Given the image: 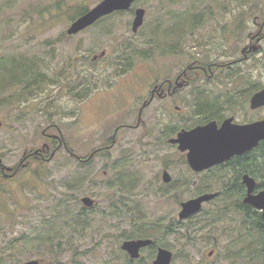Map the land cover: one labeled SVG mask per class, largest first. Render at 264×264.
Returning <instances> with one entry per match:
<instances>
[{
  "label": "rangeland",
  "instance_id": "374dc122",
  "mask_svg": "<svg viewBox=\"0 0 264 264\" xmlns=\"http://www.w3.org/2000/svg\"><path fill=\"white\" fill-rule=\"evenodd\" d=\"M100 1L0 0V57L8 64L36 58L43 80L31 95L21 96L20 85L11 83V78V85H2L0 91V159L13 169L26 164L14 177L0 179V264H23L32 259L51 264L52 255L43 258L34 253L48 250L47 244L34 241L35 234L43 223L59 229L63 219L82 210L92 217V225L76 233L69 228L66 235L63 230L66 250L59 257L60 264H119L112 256L130 228L126 204L134 207L136 216L141 210L148 220L161 217L164 224L177 225L168 234L158 235L165 246L157 247L174 254L172 264H246L225 255L226 247L241 231L238 213L229 211V217L205 227L204 216L220 201L204 204L189 224H184L189 219L179 220L181 201L205 193L201 185L206 177L222 174L225 168L226 176L231 177L229 168L218 165L196 173L186 154L168 138L181 126L196 125L194 108L203 100L217 101L220 108L242 88H263L264 30L257 32L264 20V0H138L132 9L69 35L75 6L85 3L90 9ZM162 5L177 11L213 8L215 15L207 16L180 43L153 45L146 42L147 34L158 23ZM140 6L146 8L145 23L135 33L132 22ZM253 35L260 37V41L254 40L260 50L234 63ZM133 47L145 56H135ZM170 50L173 52L168 53ZM195 58L213 61L219 70L215 68L213 77L194 79L171 102L156 98L139 119L151 78L172 75L178 63L187 66ZM245 99L246 94L241 95V107L235 112L226 110L224 115L234 112L240 123L263 118L264 107L252 110ZM50 124L52 128L46 131L58 135L59 127L71 151L82 160L64 147L49 161L25 158L51 144L44 134ZM164 169L172 176L170 183L162 179ZM184 179L191 184H184ZM174 181H178L176 187L171 186ZM212 186L206 192L220 190L219 184ZM86 195L96 199L94 206L82 203ZM112 203L122 212L113 214ZM187 226L191 227L189 233ZM157 247L148 258L151 262ZM149 252L146 249L143 256Z\"/></svg>",
  "mask_w": 264,
  "mask_h": 264
},
{
  "label": "trees",
  "instance_id": "16d2710c",
  "mask_svg": "<svg viewBox=\"0 0 264 264\" xmlns=\"http://www.w3.org/2000/svg\"><path fill=\"white\" fill-rule=\"evenodd\" d=\"M75 8L76 12L72 16L73 20L89 10V6L85 3L77 4ZM123 12L124 11H117L103 17L102 19ZM213 15H215V10L213 8L205 11L191 10L190 8L177 11L168 8L166 5H162L160 14L157 17L158 23L151 29V34L149 36L147 34L146 42L153 45L170 44L172 42L180 43L182 37L186 36L191 30H194L196 26L203 24L202 22L207 16L212 17ZM133 48L135 56H145L142 51L135 49L136 47ZM169 48L170 47H168V49ZM171 52H173V50L168 51V53ZM131 56L136 58L134 55ZM36 65H38L36 58H34V61L31 59L29 61L28 59L24 62L13 60L8 64L3 56L0 57V91L11 85L8 82V79L11 78V83H14L16 86L20 85L21 96L25 93H29L28 95L33 94L34 90L39 89L43 85V80L39 76L40 72L36 69ZM131 68L132 66H129L128 69L130 70ZM9 70L11 71L9 72ZM124 73H126V70H124L123 74ZM2 85H4V88H2ZM258 88L259 87L257 86H253L250 88V91ZM240 93L243 94V92L240 91L237 93L238 97ZM235 99L231 98V100H229L230 103H233ZM227 101L226 103H229ZM222 108L225 107L221 106L218 108L217 101L213 102L208 99L203 100L194 108V114L197 116L195 119L197 122L194 124L204 123L212 118L218 117L217 115L221 114L220 109ZM222 116H225L223 112ZM2 164L4 163L2 162ZM222 166H227L229 168L231 177L229 175L226 176L227 169L225 168L222 174L215 173L211 177H206L201 185V192L213 190L212 185L215 184H219L220 186V190L218 191L219 195L215 198L220 201V205L217 206L214 211L212 210L206 213V216H204L205 227L206 225H211L212 222L215 223L225 217H229V211L238 213L241 220V231L237 232L236 236H234L231 241V246L228 245L226 247L225 255L228 257L233 256L237 258L236 260L238 261L242 259L246 264H264V218L260 210L243 203L246 188L241 183L242 175L248 173L257 180L258 189H264V141L255 149L248 151L242 156L232 158ZM214 177L217 179H212ZM228 177L229 179L226 180ZM189 182V180L184 179V184L190 185L191 183ZM177 184L178 181H174L171 186L176 187ZM126 206L128 207L127 211L129 212L130 217V228L122 234V238H153L155 243L149 247L151 257H153L157 245L165 246L164 243L158 240V235L161 233L168 234L170 229H173L177 225L173 223L164 224L161 217L154 221L148 220V217L145 218V214H143L141 210H139V216H136L137 214L134 207H130L129 204H126ZM110 208L113 214L122 212L120 207L115 203H112ZM195 216L189 218V221H185L184 224H189ZM63 220V225L60 226L59 229L49 226V223H43L42 228H40L35 234L36 239H34V241H37L40 244H47L48 250H38L34 253H37V256L43 258L52 255L53 260L51 261V264L61 263L59 257L65 253L64 251L66 250V247L64 246V239L66 238L65 235L69 233V228L72 230V233H76L85 230L92 225V217L87 215L83 210L78 211L71 216H68L66 220ZM190 229L191 227L187 226L186 231L189 233ZM63 230H65V235ZM243 236L246 238L245 241ZM106 237H108V235ZM27 238H30V236ZM57 239H59V242H56ZM69 241L71 242L72 239ZM237 242H240L241 245H238ZM112 258L117 259L119 264H152L150 259H148V256L146 258L142 256L138 259H132L129 257L127 253L121 250L120 242L118 249L114 250ZM111 260L113 259H110L109 261ZM41 263L44 264L43 262ZM112 263L113 262H109V264Z\"/></svg>",
  "mask_w": 264,
  "mask_h": 264
},
{
  "label": "water",
  "instance_id": "95a60500",
  "mask_svg": "<svg viewBox=\"0 0 264 264\" xmlns=\"http://www.w3.org/2000/svg\"><path fill=\"white\" fill-rule=\"evenodd\" d=\"M138 0H102L90 8L84 14L76 18L67 33L75 35L95 24L101 18L117 11L130 10ZM146 8L137 7L132 22V29L135 33L145 23ZM105 52L101 54L104 56ZM98 56H95L96 60ZM264 106V88L254 93L251 98V108L258 109ZM261 141H264V119L248 124L234 122V117L226 118L219 126L217 121H210L204 125H198L191 129H182L177 137L170 138L171 143H178L181 151H188L187 158L190 167L196 172H202L215 165L225 163L235 156L242 155L256 148ZM1 162V159H0ZM10 170L11 168L8 167ZM165 183L172 181L168 170L162 173ZM242 183L246 187V194L243 203L253 206L262 212L264 218V189H258L257 180L246 173L242 177ZM219 192H206L181 203L179 220H185L200 212L203 205L215 199ZM85 207H92L96 200L86 195L81 198ZM155 240L150 237L126 239L122 242L121 248L126 251L132 259L141 256V249L152 246ZM212 252H210V255ZM173 252L159 246L153 264H172ZM23 264H41L40 259H32Z\"/></svg>",
  "mask_w": 264,
  "mask_h": 264
},
{
  "label": "flooded vegetation",
  "instance_id": "af4514ba",
  "mask_svg": "<svg viewBox=\"0 0 264 264\" xmlns=\"http://www.w3.org/2000/svg\"><path fill=\"white\" fill-rule=\"evenodd\" d=\"M257 20V19H256ZM254 21L255 25L257 24V21ZM264 30V20H263V23L259 25V29H258V34H261L262 31ZM255 38L257 41H260V37H256V35H253L251 36V39H250V42L249 44H246L243 49H242V53H243V56L234 60L233 62L234 63H240L242 62L243 60L245 59H249L252 55L255 54V52L259 51L260 50V47L259 46H256L255 45ZM213 61H207V60H204V59H200V58H195L193 60V62L189 63L187 66H181L179 63L177 64V71L174 73L176 74L174 76V74L172 75H166V76H163V75H159V77H155V78H151V81L149 83V87H148V90L146 93H144V97H146L145 101L143 102L142 104V107L139 109L140 110V115H139V119H141V114H142V111L143 109L148 106L149 104H151L156 98L158 99H168L170 100V102L172 101L173 97L178 95L180 93V90L190 84L191 81H193L194 79L196 80V78L200 77L201 75H204V76H211L213 77L215 75V68L216 70H219V67H218V64L216 63H212ZM182 67V68H180ZM161 80V81H160ZM242 88V87H241ZM264 88V86H263ZM263 88H258L254 91V93H256L257 91L263 89ZM243 92V94L240 93L239 97L242 95L244 96L246 94V104L249 103V106L251 108V98L252 96L254 95V93H251V95L249 96L250 94V89L249 90H244L243 88L240 90ZM236 99L233 103H227L225 108H222V112L224 113L226 110L228 111H234L235 112V109L238 108V107H241V105L243 103H240L239 102V97L238 95L236 94ZM167 101V100H166ZM264 107V106H262ZM261 108V107H260ZM176 109H180V106L179 105H176ZM252 109V108H251ZM259 109V108H258ZM253 110V109H252ZM234 112H232V114L228 115V116H222V113L217 115L218 117H215V118H212L211 120H208L207 122H204V123H198L194 126H191V127H185V126H181L179 128V130H177L175 136H172V137H177L178 133L182 130V129H191L195 126H198V125H204V124H207L208 122L214 120V121H217L218 125L221 126L223 121L228 118V117H234V122L235 123H238V124H248V123H251V122H254V121H258V120H262L264 119L261 118V119H257V120H253L251 122H245V123H240V122H237L238 120L236 119L235 115H234ZM52 124H50L48 127H46V129L44 130V134L50 138V140L52 141L51 144H47L45 146V148H40V149H37L35 153H31L30 155L26 156L25 158H32V157H35V158H41L43 161H49L51 160L55 154L62 148L64 147L65 151L66 152H70L71 155L75 156L78 160H82L80 158V156L76 155L75 153H73L72 151H70L71 149H69V145L67 144V141H66V136H64V133L62 130L58 128V135H56L57 133H54V132H47L46 130L48 128H52ZM170 137V138H172ZM170 138H168V142H170ZM263 142V141H261ZM260 142V143H261ZM58 143V144H57ZM171 143V142H170ZM172 144H175V143H172ZM54 145H56L54 147ZM175 145H177V148L179 149V144L176 143ZM54 149H52L53 147ZM259 146V145H258ZM257 146V147H258ZM51 148V149H50ZM103 149V148H102ZM101 149V150H102ZM255 149V148H254ZM52 150L51 154L49 157H47V155L49 154V152ZM180 150V149H179ZM100 151L99 150H95L94 152L95 153H92V154H96ZM181 151V150H180ZM183 153L186 154V158H187V152L188 151H182ZM247 153V152H246ZM245 154V153H244ZM242 154V155H244ZM242 155H238V156H242ZM93 156V155H91ZM91 156L89 158H91ZM236 157V156H235ZM88 158V159H89ZM234 158V157H233ZM88 159H86L85 161H87ZM231 160V159H230ZM229 160V161H230ZM187 161H188V158H187ZM228 162V161H227ZM225 162V163H227ZM225 163H221V164H218L219 166H222L224 165ZM22 164V165H21ZM17 168L13 169L12 167H10L11 169L9 170L8 169V166H6L5 164H2V160L0 162V179L2 178H8V177H14L21 166H26L25 163H21ZM189 164V163H188ZM218 165H215V166H218ZM190 166V165H189ZM214 166V167H215ZM210 169V168H209ZM164 170H167V169H164ZM163 170V171H164ZM196 172V171H194ZM197 173V172H196ZM246 174V173H245ZM244 175V174H243ZM242 175V177H243ZM241 183H242V178H241ZM243 184V183H242ZM244 185V184H243ZM245 186V185H244ZM200 195V194H199ZM198 196V195H197ZM196 197V196H195ZM194 198V197H193ZM185 201V200H183ZM181 201V203L183 202ZM180 203V204H181ZM208 203V202H207ZM206 204V203H205ZM135 239V238H133ZM146 249H149V247L147 248H142L140 253H141V256H143V251H145ZM127 253V252H126ZM128 254V253H127ZM130 257V255H129ZM148 257H151V252H149L148 254ZM153 259V258H152ZM154 260V259H153ZM153 260H152V263H153Z\"/></svg>",
  "mask_w": 264,
  "mask_h": 264
},
{
  "label": "bare ground",
  "instance_id": "6f19581e",
  "mask_svg": "<svg viewBox=\"0 0 264 264\" xmlns=\"http://www.w3.org/2000/svg\"><path fill=\"white\" fill-rule=\"evenodd\" d=\"M248 234V233H247Z\"/></svg>",
  "mask_w": 264,
  "mask_h": 264
}]
</instances>
